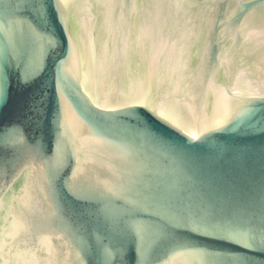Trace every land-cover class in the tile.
Here are the masks:
<instances>
[{"label": "water", "instance_id": "95a60500", "mask_svg": "<svg viewBox=\"0 0 264 264\" xmlns=\"http://www.w3.org/2000/svg\"><path fill=\"white\" fill-rule=\"evenodd\" d=\"M0 264H264V0H0Z\"/></svg>", "mask_w": 264, "mask_h": 264}]
</instances>
